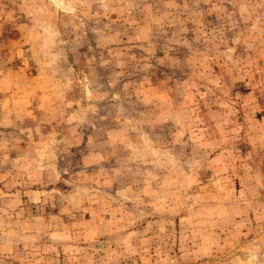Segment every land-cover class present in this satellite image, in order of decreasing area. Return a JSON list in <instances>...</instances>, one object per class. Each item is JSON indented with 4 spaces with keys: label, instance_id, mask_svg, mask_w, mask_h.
Wrapping results in <instances>:
<instances>
[{
    "label": "rangeland",
    "instance_id": "1",
    "mask_svg": "<svg viewBox=\"0 0 264 264\" xmlns=\"http://www.w3.org/2000/svg\"><path fill=\"white\" fill-rule=\"evenodd\" d=\"M0 264H264V0H0Z\"/></svg>",
    "mask_w": 264,
    "mask_h": 264
}]
</instances>
